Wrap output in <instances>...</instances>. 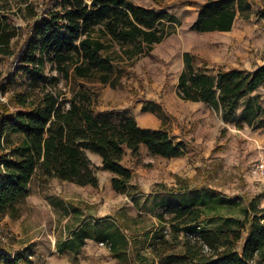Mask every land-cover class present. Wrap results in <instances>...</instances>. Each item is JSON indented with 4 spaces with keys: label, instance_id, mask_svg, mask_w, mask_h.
Segmentation results:
<instances>
[{
    "label": "trees",
    "instance_id": "16d2710c",
    "mask_svg": "<svg viewBox=\"0 0 264 264\" xmlns=\"http://www.w3.org/2000/svg\"><path fill=\"white\" fill-rule=\"evenodd\" d=\"M250 7L264 24V5L208 0L198 7L190 30L229 32L237 14ZM171 19L163 9L145 8L130 0H49L41 18L27 26L23 44L15 51L12 40L18 29L8 16H0V58H13L12 70L5 75L0 72V95H7L19 81L30 87L12 92L6 103L0 101V217L14 216L15 205L28 197L36 173L42 180L97 187L99 168L88 153L100 157V170L112 175V189L132 197L136 195L129 192L134 170L122 164L127 151L138 163L142 146L164 159L183 157L191 149L167 130L140 127L127 110H98L97 92L87 85H111L117 72L102 55L105 44L93 37L96 27L103 37L123 45H145L149 51L166 37L159 26ZM182 61L176 91L180 99L205 103L239 131L264 130V61L251 70L200 66L189 52L182 54ZM52 71L58 76H52ZM58 78L72 80L69 96L48 90ZM196 199L182 197L165 206L175 224L169 228L170 239L166 231L149 239L147 249L156 264H264L261 196L248 203V212L236 222V229L226 230L203 229L200 222L206 205ZM79 226L62 243L64 249L77 254L84 241L91 239L103 243L114 259L131 261L129 237L116 220ZM0 264L31 262L24 252L10 254L0 248Z\"/></svg>",
    "mask_w": 264,
    "mask_h": 264
},
{
    "label": "rangeland",
    "instance_id": "374dc122",
    "mask_svg": "<svg viewBox=\"0 0 264 264\" xmlns=\"http://www.w3.org/2000/svg\"><path fill=\"white\" fill-rule=\"evenodd\" d=\"M48 1L0 0V16H8L18 29L12 40L15 51L23 44L27 26L41 18ZM130 1L145 8L165 10L172 18L159 26L166 37L148 51L145 45H123L103 37L96 27L93 37L105 44L107 48L102 55L117 72L111 85L98 82L87 85L97 92L98 110H132L137 120L145 111L151 112L148 126L167 130L176 140H185L192 147L178 159L152 156L144 149L138 163L125 156L122 164L134 170L129 192L136 195L132 197L114 193L109 173L99 169L98 187L87 190L73 188L67 182L44 181L36 173L30 184L31 196L18 204L20 217L10 223L0 220V233L6 235V243L0 248L18 251L23 244L31 242L28 258H32L33 264H156L147 245L152 234L163 231L170 239L169 228L175 223L165 210L168 203L182 197H197L196 202L206 205L203 208L206 216L200 222L203 229H236V222L242 221L248 212V203L257 202L264 192V187L247 173L250 164L264 150V130L246 127L239 131L204 105L180 99L176 92L184 52L192 54L200 66L207 63L209 68L251 70L262 63L263 21L255 17V10L250 7L237 14L229 32L196 33L190 27L198 7L208 0ZM249 1L264 5V0ZM12 61L13 58H0L3 75L12 70ZM51 75L58 73L52 71ZM72 85V80L58 78V83L48 86V90L69 96ZM29 88L28 82L19 81L9 88L7 95H0V101L6 103L12 92ZM56 200L82 208L85 216L93 219L116 220L129 237L131 261L112 258L105 246L94 242L87 243L78 257L56 254V240L65 239L66 227L74 226L62 208L58 210L50 205Z\"/></svg>",
    "mask_w": 264,
    "mask_h": 264
},
{
    "label": "crops",
    "instance_id": "0c3cea01",
    "mask_svg": "<svg viewBox=\"0 0 264 264\" xmlns=\"http://www.w3.org/2000/svg\"><path fill=\"white\" fill-rule=\"evenodd\" d=\"M209 33H213V32H209ZM177 81H178V78H177ZM176 89H177V84H176ZM187 102H189V103H191V104H194V105H196V104H201V105H204L205 107H207V109H208V111H212L214 114H216L217 116H219V118L221 119V121H223L222 120V118H221V116H220V114H218L216 111H214V110H212L208 105H206L205 103H202V102H190V101H187ZM127 112L132 116V117H134L135 118V120L137 121V123H138V125L140 126V127H142V128H148V129H153V130H157L158 128H153V127H150V126H148V124L146 123L148 120H149V116L151 115L150 113L151 112H144L143 113V116L140 118V120H137L136 119V117L134 116V114H133V112H132V110H127ZM159 129H161V128H159ZM143 149L145 150V151H147L145 148H143V147H140V157H141V153H142V151H143ZM88 155V158L90 159V161L92 162V164L96 167V168H99V170H100V167H101V159H100V157L99 156H97V155H95V154H92V153H88L87 154ZM125 156H129L130 157V153H129V151H127L126 152V155ZM124 156V157H125ZM131 158V157H130ZM181 158V157H180ZM175 159H178V158H175ZM102 171V170H101ZM104 172H107V171H104ZM107 173H109V172H107ZM109 175H110V180H111V177H112V175L109 173ZM97 176V175H96ZM33 179V178H32ZM49 180H51V181H58L59 182V180H57V179H55V178H53V179H48L47 181H49ZM32 181V180H31ZM44 181H46V180H44ZM30 184H31V182H30ZM69 184H71L72 186H73V188L74 187H77V188H80V189H88L89 187L90 188H97L98 187V185H99V181H98V185H97V187H92V186H77V185H75V184H72V183H69ZM110 187H111V184H110ZM111 189H112V187H111ZM82 191V190H81ZM112 191L114 192V193H116L113 189H112ZM117 194V193H116ZM172 194H183V192H180V193H177V192H173ZM120 195V194H119ZM31 196V193H30V185H29V195H28V197H26V198H24V200H27L29 197ZM63 201V200H62ZM51 204V206L53 207V208H56V209H58L59 210V208H62V210H63V212H64V215H65V217L67 218V220H69V221H71L72 220V223L74 222V226L73 227H71L70 226V224L66 227V232L68 233V236L65 238V239H63V238H59V239H57L56 240V242H55V247H54V250H55V253L56 254H58V255H64V256H68V257H71V256H73V257H78L79 256V254L82 252V250L84 249V247L87 245V243H89V242H94V243H96V244H98L97 242H95L94 240H91V239H86L85 241H84V245H83V247L80 249V251L77 253V254H74L73 252H71L69 249H67V248H65L64 249V247H62V243L63 242H65V241H68V240H70L71 238H72V232L74 231H77V229H79L80 228V226L79 225H82L84 222H95V221H99V222H101V221H103L104 219H109V220H112V219H110L109 217H104V218H102V219H93V218H91V217H89V216H85V212H84V210L82 209V208H80V207H78V206H75V205H73L72 203H68V202H60L59 200H56V202H53V201H51L50 202ZM19 204V203H18ZM18 204H16L15 205V213H14V216H8V215H5V216H2V217H0V220L1 221H7L8 223H10L12 220H16V219H18L19 217H20V214H21V212L19 211V209H18ZM29 243H31V242H29ZM29 243H27V244H23L22 246H21V248H20V250H18V251H15V250H7L6 249V251L7 252H9L10 254H13V253H19V252H24V253H26L27 254V256L28 257H31V255H30V248H31V244H29ZM61 247V248H60ZM106 248V247H105ZM108 252H109V250H108ZM110 254V253H109ZM110 256H111V254H110ZM112 257V256H111ZM113 258V257H112ZM29 259V258H28ZM31 260H29L30 262H31V264H33L34 263V261L32 260V258H30Z\"/></svg>",
    "mask_w": 264,
    "mask_h": 264
},
{
    "label": "built area",
    "instance_id": "2783aa9c",
    "mask_svg": "<svg viewBox=\"0 0 264 264\" xmlns=\"http://www.w3.org/2000/svg\"><path fill=\"white\" fill-rule=\"evenodd\" d=\"M248 176L256 183L261 184L264 187V150L259 157L252 162L248 168ZM261 203L264 206V192L261 195ZM6 243V235L0 233V245H4ZM100 246H104L103 243L99 244Z\"/></svg>",
    "mask_w": 264,
    "mask_h": 264
}]
</instances>
